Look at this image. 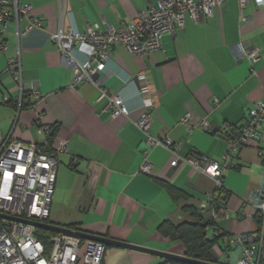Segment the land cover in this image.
Here are the masks:
<instances>
[{
  "label": "crops",
  "instance_id": "0c3cea01",
  "mask_svg": "<svg viewBox=\"0 0 264 264\" xmlns=\"http://www.w3.org/2000/svg\"><path fill=\"white\" fill-rule=\"evenodd\" d=\"M19 2L32 6L40 25L29 27V19L21 15L2 35L6 47L0 52V135L40 147L45 136L36 131L38 120L53 128V146L66 141V150L57 154L48 222L184 255L182 243L163 237L158 229L164 221L191 220L185 208L198 206L215 188L213 177L181 158L205 156L222 162L228 129L240 126L255 101L264 100V6L250 0L240 8L238 0H225L208 20L194 22L186 15L184 27L174 36L164 34L161 48L147 55H133L115 45L106 62L104 85L119 93L128 114L112 115L105 99L96 101L94 87L72 84V72L61 65L50 35L58 28L81 31L95 22L103 29L119 27L157 0ZM238 43L259 48V59L251 63L245 56L236 58L231 46ZM74 55L79 60L86 56L80 49ZM17 59L24 92L36 88L42 97L35 108L18 111L12 102L2 101L4 95L19 96L12 73ZM140 74L147 76L148 96L154 103L149 133L172 140L178 145L175 151L147 144L136 126L143 112ZM203 122L206 129L200 126ZM263 147L264 120L261 138L251 139L227 159L223 180L229 194L216 219L223 236L212 248L218 263L231 264L226 257L234 248L241 254L240 247L228 243L229 235L255 229V211L244 198L262 181ZM175 154L177 162L171 165ZM146 161L151 166L148 172L142 170ZM252 170V178L238 182ZM167 185L186 197L174 198ZM162 259L106 245L102 264H157Z\"/></svg>",
  "mask_w": 264,
  "mask_h": 264
},
{
  "label": "built area",
  "instance_id": "2783aa9c",
  "mask_svg": "<svg viewBox=\"0 0 264 264\" xmlns=\"http://www.w3.org/2000/svg\"><path fill=\"white\" fill-rule=\"evenodd\" d=\"M61 1V0H59ZM225 0H157L140 11L135 18L119 27L103 29L99 23H87L83 30L70 27L58 28L50 35L60 53V63L72 72V84L82 82L97 90L96 101L105 99L106 109L111 114L127 115L128 108L117 92H110L104 85L106 62L115 45H122L133 55H147L161 48L164 34L175 35L177 29L184 27V17L194 22L208 20L215 8ZM250 0H238L240 8ZM258 6H264V0H252ZM23 15L29 19V27L40 25L33 15L32 6L19 0H0V52L5 49L2 35L10 21H17ZM236 58L245 56L251 63L260 57L257 47L245 48L241 43L231 46ZM85 51V59L75 57L76 50ZM12 69L14 80L19 88V96L12 98L19 111L22 106L35 108L42 97L36 88L24 92L20 62L17 59ZM140 83L138 93L142 97L143 112L136 126L144 134L149 145L161 146L175 151L177 144L168 138L150 135L152 121L151 110L154 107L148 96L147 76H137ZM10 97L4 95L2 101ZM39 116V115H38ZM264 120V100H257L249 108L246 118L240 126L228 129L225 134L227 149L222 162L210 161L205 156L190 155L181 158L194 169L213 177L215 188L198 207L210 209V216L216 220L221 213L218 201L227 190L224 185L223 171L232 151H237L251 139L261 138ZM206 129V123L200 124ZM36 131L45 136L51 135L49 126L37 120ZM43 142V143H44ZM42 143V144H43ZM66 141L60 140L53 146V152H45L34 142H23L0 135V264H102L106 245L90 239L76 238L63 233L51 232L36 227L32 222L47 223L50 204L55 187L57 154L65 151ZM262 164V181L244 198V202L253 207L256 226L252 232L229 235L228 243L241 249L240 257L234 264H264V147L259 150ZM177 155L170 161L177 162ZM146 161L142 170H150ZM72 228V227H69ZM77 229V228H72Z\"/></svg>",
  "mask_w": 264,
  "mask_h": 264
},
{
  "label": "trees",
  "instance_id": "16d2710c",
  "mask_svg": "<svg viewBox=\"0 0 264 264\" xmlns=\"http://www.w3.org/2000/svg\"><path fill=\"white\" fill-rule=\"evenodd\" d=\"M8 102H12L15 107L17 106L12 98ZM6 102V103H8ZM24 107V106H22ZM51 135L46 141L40 145L41 149L45 152H53V139L55 136L54 130L50 127ZM171 195L178 199L186 195L172 186H168ZM228 190L223 191L222 197L219 199L218 209L221 215L224 212V204L228 197ZM190 214L191 220H183L178 223H172L170 221H164L159 226V232L163 237H166L172 241H180L184 246V255L192 259H198L203 261L218 262L215 254L213 253V246L218 243V240L223 236L220 232L216 220L210 216V209L199 208L198 206H189L185 208ZM221 217V216H220ZM68 227L76 228L73 225ZM213 229V230H211ZM79 230V229H78ZM157 264H190L178 259L163 258Z\"/></svg>",
  "mask_w": 264,
  "mask_h": 264
},
{
  "label": "water",
  "instance_id": "95a60500",
  "mask_svg": "<svg viewBox=\"0 0 264 264\" xmlns=\"http://www.w3.org/2000/svg\"><path fill=\"white\" fill-rule=\"evenodd\" d=\"M36 227L49 230L51 232H57V233H63L66 235H70L76 238H82V239H90L93 241L101 242L107 246H115V247H121L126 249H132L137 250L145 253H149L152 255L159 256L161 258H167V259H178L190 264H222L218 262H210V261H203L198 259H192L190 257H187L185 255H177L169 252L159 251L156 249L133 245L124 241H118L114 239H108L102 236L93 235L90 233H86L84 231H80L78 229H72L67 226L57 225L50 222L47 223H40V222H32Z\"/></svg>",
  "mask_w": 264,
  "mask_h": 264
},
{
  "label": "rangeland",
  "instance_id": "374dc122",
  "mask_svg": "<svg viewBox=\"0 0 264 264\" xmlns=\"http://www.w3.org/2000/svg\"><path fill=\"white\" fill-rule=\"evenodd\" d=\"M253 174H254V171L252 170L250 172H247V174L245 175H241V177L238 178V182L243 183V181L246 180L247 177L252 178L254 176ZM243 176H246V177H243ZM224 185H226L225 182H224ZM238 250L239 248H234L231 252H229V257H226L229 261H231V264L240 257L238 255L239 254ZM223 259H225V257L224 258L221 257V260Z\"/></svg>",
  "mask_w": 264,
  "mask_h": 264
}]
</instances>
